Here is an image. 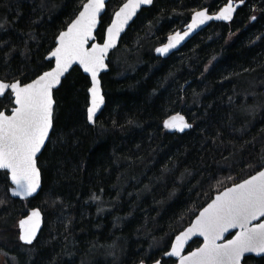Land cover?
<instances>
[{
  "label": "trees",
  "instance_id": "16d2710c",
  "mask_svg": "<svg viewBox=\"0 0 264 264\" xmlns=\"http://www.w3.org/2000/svg\"><path fill=\"white\" fill-rule=\"evenodd\" d=\"M125 1H109L98 42ZM227 1L155 0L144 9L110 56L102 76L106 105L94 126L87 120L89 77L76 67L64 79L38 161L39 195L13 199L9 175L0 171L5 264H165L174 237L211 198L254 173L248 165L264 148V104L254 108L264 97V0H246L231 23L211 24L168 59L155 54L196 10ZM85 2L0 0V78L31 80L53 67L45 57ZM177 112L194 124L191 131L163 127ZM36 207L43 229L23 245L17 223Z\"/></svg>",
  "mask_w": 264,
  "mask_h": 264
},
{
  "label": "snow or ice",
  "instance_id": "6c2138e0",
  "mask_svg": "<svg viewBox=\"0 0 264 264\" xmlns=\"http://www.w3.org/2000/svg\"><path fill=\"white\" fill-rule=\"evenodd\" d=\"M243 2L240 0V3ZM152 3L153 0H126L115 11L114 18L100 36L101 42L96 43L94 33L101 24L106 0H86L67 30L56 37L54 48H50L45 57L49 61L54 60V67L49 65V70L41 69L31 80L27 77L0 79V107L11 106L10 111L0 110V170L10 176L14 186L11 196L28 199L41 187L37 154L50 139V130L54 129V90L61 85L65 73L73 65H78L90 77L87 120L95 124L94 117L104 104L99 75L108 67L105 60L109 51L116 48L121 32L141 6ZM235 11L233 0H228L217 14L209 15L206 9L195 11L188 30L183 34L176 32L170 35L168 43L156 51L167 54L200 25L210 20L230 21ZM3 28L4 23H0V29ZM15 51L12 49L5 53L2 62L7 64ZM21 55L26 56V53ZM163 127L184 132L192 125L183 116L176 115L165 120ZM248 166L254 169V173L218 191L211 202L199 211L191 226L175 236L171 250L164 254L176 259L165 264H247L246 254L264 259V148L258 160ZM256 221L260 222L254 223ZM40 224L41 213L33 209L30 215L19 221V240L32 245ZM232 230L236 231L233 233ZM194 236L202 237L203 243L185 255V245ZM156 264L160 262L156 261Z\"/></svg>",
  "mask_w": 264,
  "mask_h": 264
},
{
  "label": "water",
  "instance_id": "95a60500",
  "mask_svg": "<svg viewBox=\"0 0 264 264\" xmlns=\"http://www.w3.org/2000/svg\"><path fill=\"white\" fill-rule=\"evenodd\" d=\"M109 1H110V0H106V7H105L104 12L101 13V17H103V16L106 14V11H107V5H108ZM125 2H126V1H125ZM125 2H124V3H125ZM154 2H155V0H153V3H152L151 5H143V6H141V8L137 11V14H136V15H135V16H134V17L128 22V24L125 26L124 31L121 32V34H120V39L117 41L116 48H114V49H112V50L109 51L108 58L105 60V63H106L107 65H108V61H109V59H110V56H111L112 53H113V52L119 47L122 38H123L124 35L128 32V30L131 28V26L135 23V21L137 20L138 16L140 15V13H141L144 9L151 8L152 5L154 4ZM227 2H228V1H227ZM233 3L236 5V11L233 13L232 20H230V21H217V20H210V21H207L205 24L200 25V26H199L198 28H196L194 31L190 32V34H189L187 37H185V39L182 40V41L180 42V44L177 45L176 48H174V49H170L169 52H168L167 54H163V55H162V54L158 53V52L156 51V49L159 48V47H163V46H165V45L168 43V37H169L170 35H174L176 32H180L181 34H183V32H185V31L188 30V25L191 23L192 16H193V14H194V13H193L192 16L190 17L189 22H188V23H187L182 29H179V30H177V31H175V32H173V33H171V34L167 37L166 41H165L163 44H161L160 46H158V47L155 49V54H156V56H157L158 58L168 59V58H170L171 56H173L174 54L180 52V51H181V50H182V49H183L188 43H190V42H191L196 36H198L200 33H202V31H204L206 28H208L211 24H213V23H226V24L231 23V22L235 19V17H236V15H237V13L239 12V10H240L241 8H243V6L245 5V0H244L243 3H240V0H239V1L233 0ZM226 4H227V3H225L222 7H224ZM121 6H122V5H121ZM222 7H221V8H222ZM221 8H220V9H221ZM204 9H206V10L208 11V14H209V15L217 14V13L219 12V10H220V9H219V10H217L215 13H212V12L209 11L208 8H204ZM204 9H201V10H204ZM117 10H119V8H118ZM117 10H116V11H117ZM197 11H199V10H197ZM113 18H114V15H113ZM113 18H112V19H113ZM74 19H75V18H74ZM101 20H102V19H101ZM100 26H101V24L98 25L96 33L98 32ZM66 30H67V28H66L64 31H66ZM96 33H94V35H96ZM95 42H96V43H100V42H98L97 40H96ZM90 43H92V42L90 41ZM46 60H47V59H46ZM47 61H48V62H52V63H53V67H54V60H52V61L47 60ZM76 67L79 68V69L83 72V70H82L78 65H73L72 68H70L69 71H68L67 73H65V76L62 78L61 85H62L64 79H65V78L71 73V71H72L74 68H76ZM109 70H110V68H109V65H108L107 69L104 70V71H102V72L100 73V75H99L100 87H101V94H102L103 97H104V104L101 105V108L97 111L96 116L94 117V119H95V124H96L98 118L100 117V115L102 114V112H103V110H104V108H105V105H106V99H105V96H104V90H103V84H102V76H103L104 74L108 73ZM83 74H84L85 76L89 77L88 74H86V73H84V72H83ZM0 79H1V78H0ZM89 79H90V77H89ZM90 81H91V79H90ZM61 85L58 87V89L61 87ZM58 89L54 90V92L57 91ZM89 97H90V94H89ZM54 100H55V97H54ZM89 106H90V98H89ZM89 106H88V107H89ZM55 107H56V100H55V104H54L53 124H54V113H55ZM0 110H1V109H0ZM176 115H181V116H183V117L185 118V120H186L188 123H190V124L192 125V127L189 128V129H185L184 132H179V131H175V130H169V129H166V130L168 131V133H170V134H176V133H178V134H183V133H186V132L191 131V130L194 128V124H193V123L187 118V116H186L184 113H182V112L174 113V114L168 116L165 120L170 119L171 117L176 116ZM165 120H164V121H165ZM89 124H90V123H89ZM95 124H90V125H91V126H94ZM52 132H53V130H50V133H49L50 138H51ZM49 140H50V139H49ZM49 140L46 141V143H45V147L42 148L41 152L37 154V166H38V168H39V164H38L39 158L42 156V154H43V152H44V150H45V148H46V146H47ZM39 169H40V168H39ZM0 171H4V170H0ZM40 172H41V169H40ZM42 177H43V176H42V172H41V187H40V189H38L37 194H35L33 197H29L28 199H21V198H19V197H13V196H11V197H12L13 199H15V200H21V201H28V200L34 199L35 197H37V196L39 195V193H40V191H41V189H42V186H43V178H42ZM9 179H10V176H9ZM10 184H11V181H10ZM12 187H14V186L11 185V188H12ZM223 190H224V189H223ZM10 194H11V189H10ZM215 195H216V194H215ZM215 195L213 196V198L215 197ZM209 202H211V200H210ZM209 202H208V203H209ZM206 205H207V204H206ZM206 205H205V206H206ZM205 206H204V207H205ZM33 209H38V210L40 211V213H41V224H40V229H39V231L37 232V236H36V239H37L38 236L40 235L41 230L43 229V226H44V214H43V212H42V210H41L40 208H37V207H36V208H33ZM33 209H31V210L28 212V214H27L25 217L21 218V219H25L28 215H30V213H31V211H32ZM202 209H203V208H202ZM202 209H201V210H202ZM201 210H200V211H201ZM198 214H199V212L197 213V215H198ZM197 215H196V216H197ZM196 216L194 217V219L192 220V222L195 220ZM21 219H20V220H21ZM262 219H264V218H262ZM192 222H191V223H192ZM259 222H260V221H256V222H254V223H259ZM191 223H190L187 227L191 226ZM18 224H19V223H18ZM187 227H186V228H187ZM18 228H19V227H18ZM186 228H185V229H186ZM185 229H184V230H185ZM182 231H183V230H182ZM235 231H236V230H232L233 233H234ZM19 232H20V230H19ZM178 234H180V233H178ZM178 234H177V235H178ZM226 236H228V238H231V236L228 235V234H226ZM36 239L33 241V243L36 241ZM174 240H175V237H174V239H173V242H174ZM195 240L202 241V243H203V238H202V237H196V236L192 237V238L188 241V243L185 245V249H184V254H185V255H186L188 252H190V251L188 250V247H189V245H191V243H193ZM20 242H21L23 245H28V244L23 243L22 241H20ZM202 243H201V245H202ZM201 245H200V246H201ZM170 250H171V248H170ZM170 250H169V251H170ZM193 250H195V249H193ZM249 257H254V258L260 259V257H257V256H255L254 254H246V258H249ZM165 258H166V259H173V260L176 259V258H174V257H168V256H166V255H165ZM158 261L160 262V264H162V260H158ZM139 264H141V263H139ZM143 264H156V262H153V263H146V262H143Z\"/></svg>",
  "mask_w": 264,
  "mask_h": 264
},
{
  "label": "rangeland",
  "instance_id": "374dc122",
  "mask_svg": "<svg viewBox=\"0 0 264 264\" xmlns=\"http://www.w3.org/2000/svg\"><path fill=\"white\" fill-rule=\"evenodd\" d=\"M236 1H239V0H236ZM245 3H246V0H245ZM108 6V5H107ZM222 7V6H221ZM220 7V8H221ZM205 8H208L209 9V6H207V7H205ZM201 9H204V8H200L199 10H201ZM219 10V9H218ZM197 11V10H196ZM209 11H210V9H209ZM217 10H215V11H210V12H212V13H215ZM123 63H127L126 62V60L124 59L123 60ZM261 104H264V97L263 98H260V99H258L257 101H256V105L254 106V108H258ZM20 221V220H19ZM19 223V222H18ZM17 223V224H18ZM17 231H18V239H19V228L17 227ZM20 241V240H19ZM0 263L1 264H5L4 263V259L2 258V257H0Z\"/></svg>",
  "mask_w": 264,
  "mask_h": 264
},
{
  "label": "flooded vegetation",
  "instance_id": "af4514ba",
  "mask_svg": "<svg viewBox=\"0 0 264 264\" xmlns=\"http://www.w3.org/2000/svg\"><path fill=\"white\" fill-rule=\"evenodd\" d=\"M192 16V15H191ZM201 243H202V241H200V245H201ZM199 245V246H200ZM195 249V248H194ZM193 250V249H192ZM192 250H189V251H192ZM158 260H161V259H158ZM158 260H156V261H158ZM173 260V259H172ZM156 261H154V262H156ZM146 263H153V262H146Z\"/></svg>",
  "mask_w": 264,
  "mask_h": 264
}]
</instances>
